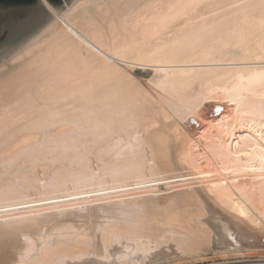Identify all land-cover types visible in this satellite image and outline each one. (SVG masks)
I'll return each mask as SVG.
<instances>
[{
    "label": "bare ground",
    "instance_id": "1",
    "mask_svg": "<svg viewBox=\"0 0 264 264\" xmlns=\"http://www.w3.org/2000/svg\"><path fill=\"white\" fill-rule=\"evenodd\" d=\"M42 4L0 21V264L264 250V0Z\"/></svg>",
    "mask_w": 264,
    "mask_h": 264
},
{
    "label": "rangeland",
    "instance_id": "2",
    "mask_svg": "<svg viewBox=\"0 0 264 264\" xmlns=\"http://www.w3.org/2000/svg\"><path fill=\"white\" fill-rule=\"evenodd\" d=\"M10 1V0H9ZM64 3L66 0H63ZM11 6V7H10ZM43 4H40V2L38 0H11V3L8 4V6H5L4 9L6 10L5 13H10L9 15H12V14H15V13H12V12H20V11H24L26 9H32V8H39V7H42ZM7 7H10L7 9ZM8 16V15H7ZM6 16V17H7ZM11 17V16H9ZM264 250H261L259 252H252V253H248L249 255L245 254V255H241V256H231L230 258H228L229 260H232V261H238V260H251L249 263L246 262L247 264H264ZM258 253V254H256ZM207 258L210 256L212 258H208V259H201V260H187V261H183V262H179V263H176V264H208L210 262H221V261H224V260H228V259H224L222 257L220 258H216L213 255L212 251H209L207 253ZM211 254V255H210ZM253 254V255H252ZM237 258V259H236ZM192 261V262H191ZM189 262V263H188ZM246 263H243V264H246ZM240 264V263H239Z\"/></svg>",
    "mask_w": 264,
    "mask_h": 264
},
{
    "label": "water",
    "instance_id": "3",
    "mask_svg": "<svg viewBox=\"0 0 264 264\" xmlns=\"http://www.w3.org/2000/svg\"><path fill=\"white\" fill-rule=\"evenodd\" d=\"M40 4H42V0H38ZM59 13H64L67 10V7L63 0H47ZM78 0H66L69 7H71L74 3H76ZM11 3V0H0V21L6 20L7 15H2V10L4 11V7L8 6V4Z\"/></svg>",
    "mask_w": 264,
    "mask_h": 264
},
{
    "label": "snow or ice",
    "instance_id": "4",
    "mask_svg": "<svg viewBox=\"0 0 264 264\" xmlns=\"http://www.w3.org/2000/svg\"><path fill=\"white\" fill-rule=\"evenodd\" d=\"M45 6H47V5H45Z\"/></svg>",
    "mask_w": 264,
    "mask_h": 264
}]
</instances>
